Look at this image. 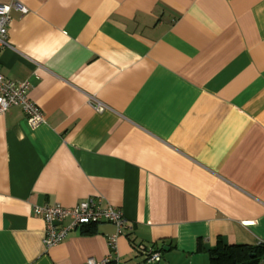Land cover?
<instances>
[{"label": "crops", "instance_id": "obj_1", "mask_svg": "<svg viewBox=\"0 0 264 264\" xmlns=\"http://www.w3.org/2000/svg\"><path fill=\"white\" fill-rule=\"evenodd\" d=\"M11 2L28 12L11 11L0 73L30 82L45 123L0 114V264H145L140 244L158 264H230L264 244V0ZM90 196L130 227L46 248L34 206Z\"/></svg>", "mask_w": 264, "mask_h": 264}, {"label": "built area", "instance_id": "obj_2", "mask_svg": "<svg viewBox=\"0 0 264 264\" xmlns=\"http://www.w3.org/2000/svg\"><path fill=\"white\" fill-rule=\"evenodd\" d=\"M13 9L21 14L28 12V9L18 2L0 4V52L9 46L7 38ZM30 89L31 84L28 80H9L0 73V114L11 107H19L25 115L28 126L35 129L45 123V117L39 106L29 97ZM95 108L102 110L103 106L97 103ZM33 211L45 223L43 243L46 248L60 244L71 230L79 226L108 222L115 225L116 235L123 234V231L130 227L122 210L104 201L100 196H90L71 207L58 203L35 205ZM116 235L108 240L111 252L116 247ZM135 247L144 254L145 264H158L160 261L161 252L155 248L142 244ZM111 259L114 258L110 253L100 260L88 258L84 264H107ZM259 264H264V262Z\"/></svg>", "mask_w": 264, "mask_h": 264}, {"label": "trees", "instance_id": "obj_3", "mask_svg": "<svg viewBox=\"0 0 264 264\" xmlns=\"http://www.w3.org/2000/svg\"><path fill=\"white\" fill-rule=\"evenodd\" d=\"M221 255L232 260L230 264H259L264 262V244H259L256 247L249 245L233 246ZM114 263L115 260L111 259L107 264Z\"/></svg>", "mask_w": 264, "mask_h": 264}]
</instances>
